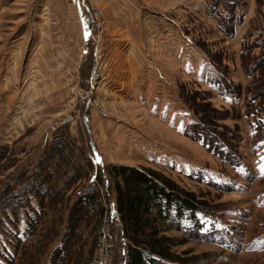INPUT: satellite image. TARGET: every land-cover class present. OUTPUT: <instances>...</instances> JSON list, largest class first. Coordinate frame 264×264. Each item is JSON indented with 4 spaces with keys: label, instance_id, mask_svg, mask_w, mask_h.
Segmentation results:
<instances>
[{
    "label": "rangeland",
    "instance_id": "1",
    "mask_svg": "<svg viewBox=\"0 0 264 264\" xmlns=\"http://www.w3.org/2000/svg\"><path fill=\"white\" fill-rule=\"evenodd\" d=\"M149 2L131 10L147 40L142 48L157 50L142 59L154 72L141 83L132 76L133 60L105 47L121 31L104 8L89 6L92 39L71 58V0H0V264H77L67 256L70 244L74 257L84 250L90 264H125L113 181L105 171L114 163L156 168L206 201L196 220L161 225L186 263L154 264H264V140L256 137L264 117L247 113L253 77L242 60L247 47L250 55L264 53V0ZM228 5L236 7L231 36L219 26L234 17ZM93 8L102 10L101 26ZM150 19L158 29L173 23V41L156 40L163 29H148ZM212 61L241 95L220 94ZM117 76L123 87H113ZM205 91L211 107L229 115L217 123L242 137L238 167L185 134L199 120L185 97ZM93 181L105 184L98 202L110 212L101 225L100 206L92 205L89 221L69 238L72 207L92 192Z\"/></svg>",
    "mask_w": 264,
    "mask_h": 264
},
{
    "label": "trees",
    "instance_id": "2",
    "mask_svg": "<svg viewBox=\"0 0 264 264\" xmlns=\"http://www.w3.org/2000/svg\"><path fill=\"white\" fill-rule=\"evenodd\" d=\"M220 1L212 0V5H219ZM235 10L236 7L229 6L226 10L228 16L232 14L234 16ZM235 17L228 21L225 18L219 21L224 35L234 34L232 24ZM248 50L251 51L252 47H247L242 55L244 71L253 77L252 86L247 89L250 94L245 103L247 113L264 117V53L250 55ZM212 63L220 73L216 81L220 94L237 97L241 95L239 86L224 72H221L216 61ZM200 95L197 94L192 98L188 94L185 97L192 110L199 115V120L189 124L185 134L202 142L203 146L224 164L238 167L243 161L239 151L242 137L234 131L225 130L217 123L218 120L225 119L229 115L211 107L208 101L211 93L205 91ZM198 97L205 100V104L198 103L196 101ZM256 137L257 140H264L262 119L258 121ZM105 171L113 181L110 186L115 191V204L122 227L121 236L127 248L124 252L125 264H154L159 260L186 263L187 259L173 251V246L179 243L172 236L163 233L161 225L174 223L178 219L196 220L197 214L204 211L206 201L201 199L196 191L181 186L171 176L153 167L114 163L107 165ZM90 187L92 192L79 196L72 207L67 229L70 231L68 232L69 238L77 234L76 230L83 223L89 221L88 210L92 205L100 206L97 212L99 224H103L110 212L106 205L98 202L101 195L100 190L103 191L105 184L93 181ZM72 246L73 244L66 246L67 256L70 259L74 258L77 264H90L91 257L85 258L83 249L74 257ZM93 249L94 246L91 248L92 254Z\"/></svg>",
    "mask_w": 264,
    "mask_h": 264
},
{
    "label": "crops",
    "instance_id": "3",
    "mask_svg": "<svg viewBox=\"0 0 264 264\" xmlns=\"http://www.w3.org/2000/svg\"><path fill=\"white\" fill-rule=\"evenodd\" d=\"M157 1L158 0H150L149 3H157ZM139 3H141V0H71L70 6L72 9V14L74 16V21L72 25H70V28L74 29L75 33H70L67 37V40L73 43L68 47V50L71 52L69 56L71 58L77 57L79 52L78 45L84 47V44L92 39V26L90 24L91 19L88 15L90 9L89 6L97 5L105 9L108 16V21H110L114 27H119V31H121L118 32V34L111 36V39L109 41H106L105 47H107L109 51L113 47V52L115 54L117 53L119 55L121 52H123V56L126 58V60H133V63L136 65L131 67V73L132 76L136 77V81L143 83V81L151 80L146 75H151L152 72H154V69L148 66L143 67L142 59L147 58V54H150L151 56L156 55L157 50L152 51V49L150 48L148 52V49L142 48L141 46L142 42H147V40L143 41L142 37L139 36V25H141L142 23L141 21H135V18L131 15V10L134 11L135 8H138ZM145 24L148 26V29H155L156 32L159 29H163L162 32L160 31L161 35L159 36V38L156 34V40H160V38L164 39L165 45H167L168 42L173 41V23H166L164 26L161 25L159 29L156 25V21H151V19L150 21H145ZM122 29L124 32L123 34ZM186 38L188 37L186 36ZM152 41H154V39ZM109 42H111V46ZM124 43H127L128 47L123 46ZM87 50L89 49L82 48L80 54H88ZM141 74L142 76L143 74L145 76L142 77ZM116 75H118V73H116ZM121 80L122 78L117 76L114 82L118 83H113V87L118 88L122 84ZM121 87L123 86L121 85Z\"/></svg>",
    "mask_w": 264,
    "mask_h": 264
},
{
    "label": "built area",
    "instance_id": "4",
    "mask_svg": "<svg viewBox=\"0 0 264 264\" xmlns=\"http://www.w3.org/2000/svg\"><path fill=\"white\" fill-rule=\"evenodd\" d=\"M92 14H93L94 20H95V21H98V22H99L98 25L101 26L100 21L103 20L102 17H101V16H102V10H101V11H98V9L93 8ZM95 42L98 44V41H97V40H95ZM96 43H95V44H96ZM97 44H96V45H97ZM96 47H97V49H96V52H95L96 54H95V55H96V57L98 58V56H100V55H99V50H98L99 47H98V46H96ZM95 75L98 76V73H96ZM94 78H95V77H94ZM91 88H93V85H92Z\"/></svg>",
    "mask_w": 264,
    "mask_h": 264
}]
</instances>
